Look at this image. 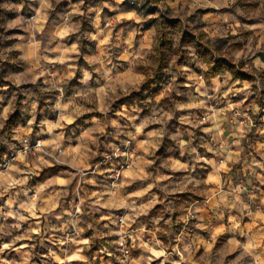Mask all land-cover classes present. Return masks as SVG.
Instances as JSON below:
<instances>
[{
	"label": "clouds",
	"instance_id": "clouds-1",
	"mask_svg": "<svg viewBox=\"0 0 264 264\" xmlns=\"http://www.w3.org/2000/svg\"><path fill=\"white\" fill-rule=\"evenodd\" d=\"M261 98L264 0H0V264H264Z\"/></svg>",
	"mask_w": 264,
	"mask_h": 264
},
{
	"label": "rangeland",
	"instance_id": "rangeland-1",
	"mask_svg": "<svg viewBox=\"0 0 264 264\" xmlns=\"http://www.w3.org/2000/svg\"><path fill=\"white\" fill-rule=\"evenodd\" d=\"M256 103H259L261 105V107L264 108V98L256 100Z\"/></svg>",
	"mask_w": 264,
	"mask_h": 264
},
{
	"label": "trees",
	"instance_id": "trees-1",
	"mask_svg": "<svg viewBox=\"0 0 264 264\" xmlns=\"http://www.w3.org/2000/svg\"><path fill=\"white\" fill-rule=\"evenodd\" d=\"M243 75V74H242Z\"/></svg>",
	"mask_w": 264,
	"mask_h": 264
}]
</instances>
